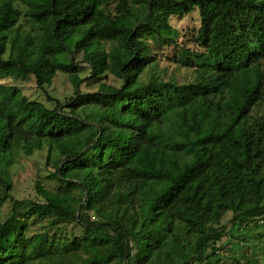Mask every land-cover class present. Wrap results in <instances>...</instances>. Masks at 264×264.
Wrapping results in <instances>:
<instances>
[{
	"label": "trees",
	"instance_id": "1",
	"mask_svg": "<svg viewBox=\"0 0 264 264\" xmlns=\"http://www.w3.org/2000/svg\"><path fill=\"white\" fill-rule=\"evenodd\" d=\"M193 11L186 48L170 20ZM0 34V264H220L226 218L264 238V0H0ZM167 48L192 82L140 80ZM57 74L52 109L5 83ZM45 148L52 188L13 198Z\"/></svg>",
	"mask_w": 264,
	"mask_h": 264
},
{
	"label": "rangeland",
	"instance_id": "2",
	"mask_svg": "<svg viewBox=\"0 0 264 264\" xmlns=\"http://www.w3.org/2000/svg\"><path fill=\"white\" fill-rule=\"evenodd\" d=\"M170 24L178 34V44L186 48H193V39L200 25L198 12L193 11L183 17H172ZM178 53L179 49L175 50L172 48L158 51L156 56L157 63L153 72L147 71L142 75L140 80L147 81L150 76L154 75L165 80L172 79L180 84L192 82L195 78L194 71L179 67L175 61V56ZM75 59L79 61V56L77 55ZM5 83L15 85L29 100L43 103L49 109L54 107V102L47 101V96L53 100L63 101L72 96L74 92L68 77L63 74H57L51 85L46 86L43 91L36 87L32 77L25 76L9 79ZM106 84L116 87L120 86V83L111 77H109ZM97 88L96 85H91L90 83H84L79 87L82 93L94 92ZM46 157L47 149L45 148L43 151L35 152L30 157L19 158L17 163L14 164L9 173L12 184L10 194L13 198L19 200L39 199V195L35 190L37 183L46 189L52 188L53 182L48 180L47 176L53 172V168L51 167V163L49 167H46ZM10 206L11 202L6 201L4 203L0 214L2 221L8 216ZM223 223L225 224V234L218 245H223V252L226 256H223L224 258L220 264H236V261L243 262V255L249 259H257L259 264H264L263 252L259 250V244L264 240L263 237L259 236L261 231L244 232L237 230L232 227L230 222H227V218ZM239 236H244L246 242L241 243V241H237L236 238Z\"/></svg>",
	"mask_w": 264,
	"mask_h": 264
}]
</instances>
